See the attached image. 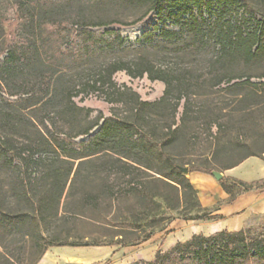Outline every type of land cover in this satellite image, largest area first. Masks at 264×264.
Returning <instances> with one entry per match:
<instances>
[{
	"label": "trees",
	"instance_id": "1",
	"mask_svg": "<svg viewBox=\"0 0 264 264\" xmlns=\"http://www.w3.org/2000/svg\"><path fill=\"white\" fill-rule=\"evenodd\" d=\"M133 1L148 5L145 14L155 9L158 15V22L136 41L159 31L163 42L150 51L133 49L130 55L118 30L97 33L86 26L100 22L70 16L69 0H0V245L5 264H37L50 247L141 244L174 218L165 210H199L181 216L183 220L220 218L201 206L196 189L180 170L186 166L166 149L183 131L194 134V120L201 112L208 131L214 126L216 135L225 133L235 119L239 131H248L251 143L258 145L224 169L252 156L264 161V70L254 75L257 81L247 76L220 86L239 77L230 74L233 63L264 56V17L244 32L225 20L237 0ZM166 3L174 16L182 17L191 3L220 4L222 14L210 26L193 15L182 18L190 38L171 54L167 47L181 36L160 28ZM73 26L76 44L70 40ZM106 34L113 38L105 39ZM210 41L218 52L200 72L190 73L188 65L158 64L159 57L169 55L200 61ZM118 71L162 82L160 100L143 101L131 88L118 86ZM92 93L109 103L132 105V111L174 99L173 120L161 132L115 114L97 112L89 119L93 110L77 106L73 98ZM222 95L233 99L218 100ZM196 100L203 105L195 111ZM81 135L87 138L77 139ZM245 145L244 140L235 142L236 148ZM187 169L222 171L194 165ZM219 183L229 202L244 191L264 187V177L251 182L222 177ZM127 264H264V237L248 238L243 229L195 234L165 251L158 249L149 261Z\"/></svg>",
	"mask_w": 264,
	"mask_h": 264
},
{
	"label": "rangeland",
	"instance_id": "2",
	"mask_svg": "<svg viewBox=\"0 0 264 264\" xmlns=\"http://www.w3.org/2000/svg\"><path fill=\"white\" fill-rule=\"evenodd\" d=\"M193 2V0H187ZM72 4V12L70 16L75 14L76 20L83 19L85 22H100L96 26H86L97 33H102L106 30H118L120 35L124 37L125 46L129 49L127 53L133 54V49L144 48L145 50H154L160 46L163 42L159 31H156L150 38L141 39L137 42L136 39L140 37L142 32L150 29V27L158 22V15L155 9L147 12L148 5H142L133 0H69ZM163 10V18L160 28L170 29L178 32L181 36V40L176 44H170L167 47L172 54L174 48L183 47V42L190 38V33L187 27L182 22V18H187L193 15L203 21L206 26H210L214 23L222 14V7L220 4L212 5H195L191 3L187 11H185L180 17L179 15H170L169 11L171 6L165 4ZM264 17V0H237L236 6L231 9L225 20L229 19L234 22L235 26L240 27L244 32L252 30L258 21H262ZM72 18V17H71ZM73 20V19H72ZM72 40L76 44L75 30L76 26H73ZM236 27L233 32V36L236 35ZM105 39L111 40L113 34H106ZM264 39V36L262 37ZM78 40V38H77ZM218 52V46L210 41L203 52V56L200 61H194L192 58H177L175 55H169L166 58H158V64L162 68H168L176 65H188L190 73L200 72L204 70L209 63V58L215 56ZM230 74L239 76L233 79L231 82L221 83V87H226L232 82H240L246 79L247 76H252L251 81H257L254 77L255 74L264 70V56L257 57L249 63L235 62L230 67ZM84 75H87L84 72ZM90 75V74H89ZM114 81L118 86L124 84L137 92L140 100L147 102H158L163 94L164 84L158 80H150L144 75L141 78H132L128 76L124 71H118L114 75ZM233 99V96L222 95L218 100ZM77 106L90 108L91 112L89 119H92L97 112H101L103 116H110L115 114L120 118L129 119L134 123L152 124L158 127V130L162 132L165 125L173 120L172 116V104L174 99H170L168 102L158 104L151 108L142 109L141 111L130 110L132 105L123 103H109L104 97L98 96L96 93L83 95L79 94L74 97ZM183 98L180 103L182 104ZM227 100V101H228ZM215 101V100H214ZM213 101V102H214ZM232 103L226 110L233 108ZM203 104L201 101L196 100L193 103V110L200 109ZM213 105V104H212ZM181 114V106L178 107V111L175 115L176 125L179 124V117ZM204 113L198 114V118L194 120V134L187 130L177 135L170 143L166 144V149L172 155L173 160L184 164L188 167L194 166H207L210 168L224 169V166L237 159L240 155L246 152H251L258 148V145H253L249 137V132L239 131L235 119H232L229 123L228 130L225 133L216 135V128L213 126L208 131L206 125L203 123ZM85 121L82 122L84 124ZM99 126L91 130L89 134H93L98 130ZM87 136H79L77 139L83 140ZM244 140L246 145L242 148H236V140ZM67 188L65 189V193ZM65 193L61 199V205L66 200ZM161 205L164 208L165 205L161 201ZM216 206L214 205L209 210L214 214ZM199 210L192 209L191 213L186 210L176 211L165 210V214L173 215L174 218L171 221H177L178 225L174 226L169 231L157 230L153 233V240L149 241V244L141 243L133 246H119V245H104V246H62V247H50L44 253L42 258H46L45 264H127L132 261H146L154 255L155 248L161 251L167 249L169 243H176L178 241L185 240L188 237V233L192 230V227L202 226L200 229L196 228L197 234L203 236L210 235L215 229L212 225H218L217 219L210 220H183L180 218L183 215L199 214ZM245 233L248 238L264 237V217L253 222L245 229ZM18 237L16 236L15 239ZM3 248L0 245V264H5L3 258ZM41 258V259H42ZM38 264V263H37ZM41 264V263H40Z\"/></svg>",
	"mask_w": 264,
	"mask_h": 264
},
{
	"label": "crops",
	"instance_id": "3",
	"mask_svg": "<svg viewBox=\"0 0 264 264\" xmlns=\"http://www.w3.org/2000/svg\"><path fill=\"white\" fill-rule=\"evenodd\" d=\"M221 173L224 178L226 177L238 179L244 182H251L264 177V161L254 156L248 157L232 168L223 169ZM186 176L196 189L197 197L201 206L211 208L215 205L216 209L214 215L221 216L217 219L218 225H212V228L215 230L210 234L222 230H244L253 222L264 217V187L252 188L244 191L236 195L232 201L228 202L225 201L228 194L224 191L219 181L216 180L212 174L193 171L186 174ZM177 225V221H170L163 230L169 231ZM202 226H193L192 230L188 233V237L182 241L189 240L193 235L197 234L196 228L200 229ZM151 240H153L152 236L143 243L148 245ZM174 244L169 243L167 245V249ZM158 249L159 248L157 246L155 248L154 255ZM152 258L146 261H149ZM40 263L45 264L46 258H42L38 264Z\"/></svg>",
	"mask_w": 264,
	"mask_h": 264
},
{
	"label": "water",
	"instance_id": "4",
	"mask_svg": "<svg viewBox=\"0 0 264 264\" xmlns=\"http://www.w3.org/2000/svg\"><path fill=\"white\" fill-rule=\"evenodd\" d=\"M180 170L183 174H188V169L187 167H180ZM212 176L216 179V180H220L222 178V173L218 172V171H212L211 172Z\"/></svg>",
	"mask_w": 264,
	"mask_h": 264
},
{
	"label": "bare ground",
	"instance_id": "5",
	"mask_svg": "<svg viewBox=\"0 0 264 264\" xmlns=\"http://www.w3.org/2000/svg\"><path fill=\"white\" fill-rule=\"evenodd\" d=\"M215 228V227H214Z\"/></svg>",
	"mask_w": 264,
	"mask_h": 264
}]
</instances>
